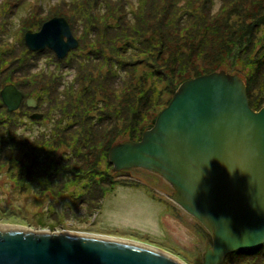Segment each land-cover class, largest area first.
Masks as SVG:
<instances>
[{
  "label": "rangeland",
  "instance_id": "374dc122",
  "mask_svg": "<svg viewBox=\"0 0 264 264\" xmlns=\"http://www.w3.org/2000/svg\"><path fill=\"white\" fill-rule=\"evenodd\" d=\"M54 17L78 41L62 58L25 41ZM220 70L264 106V0H0V222L117 236L203 264L212 235L171 184L138 167L117 176L109 152L139 140L183 81ZM7 84L23 93L14 111ZM221 264H264V244Z\"/></svg>",
  "mask_w": 264,
  "mask_h": 264
},
{
  "label": "water",
  "instance_id": "95a60500",
  "mask_svg": "<svg viewBox=\"0 0 264 264\" xmlns=\"http://www.w3.org/2000/svg\"><path fill=\"white\" fill-rule=\"evenodd\" d=\"M25 41L32 50L48 47L61 58L78 45L63 17L28 30ZM1 96L9 111L23 100L13 84ZM27 103L35 106L34 100ZM109 161L114 171L143 168L171 184V199L212 235L203 264H221L231 252L264 244V106H251L238 72L213 71L183 81L155 124L139 140L113 145ZM140 243L0 222V264H187Z\"/></svg>",
  "mask_w": 264,
  "mask_h": 264
},
{
  "label": "trees",
  "instance_id": "16d2710c",
  "mask_svg": "<svg viewBox=\"0 0 264 264\" xmlns=\"http://www.w3.org/2000/svg\"><path fill=\"white\" fill-rule=\"evenodd\" d=\"M247 50H248V47H243L242 49H238V52L236 54H242V53L244 54ZM249 99H250V96H249ZM250 104L254 109H259V102L256 99H250Z\"/></svg>",
  "mask_w": 264,
  "mask_h": 264
},
{
  "label": "bare ground",
  "instance_id": "6f19581e",
  "mask_svg": "<svg viewBox=\"0 0 264 264\" xmlns=\"http://www.w3.org/2000/svg\"><path fill=\"white\" fill-rule=\"evenodd\" d=\"M128 241H132V242H133V240H130V239H128ZM134 243H136V242H134ZM140 244H143V245H146V246H151V247H154V248L160 249V250H162V251H165V252H167V253H170V254H172V255L178 257L177 255H175V254H173V253H171V252H169V251H167V250H164V249H162V248H159V247H157V246H154V245H151V244H147V243H140ZM178 258H179V257H178Z\"/></svg>",
  "mask_w": 264,
  "mask_h": 264
},
{
  "label": "flooded vegetation",
  "instance_id": "af4514ba",
  "mask_svg": "<svg viewBox=\"0 0 264 264\" xmlns=\"http://www.w3.org/2000/svg\"><path fill=\"white\" fill-rule=\"evenodd\" d=\"M114 173H116V175L117 174H121L122 175V173H124V171H114ZM118 176V175H117Z\"/></svg>",
  "mask_w": 264,
  "mask_h": 264
}]
</instances>
